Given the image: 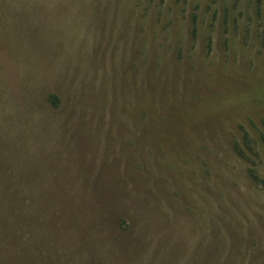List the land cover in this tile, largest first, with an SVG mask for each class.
<instances>
[{
  "label": "rangeland",
  "instance_id": "obj_1",
  "mask_svg": "<svg viewBox=\"0 0 264 264\" xmlns=\"http://www.w3.org/2000/svg\"><path fill=\"white\" fill-rule=\"evenodd\" d=\"M0 264H264V0H0Z\"/></svg>",
  "mask_w": 264,
  "mask_h": 264
},
{
  "label": "trees",
  "instance_id": "obj_2",
  "mask_svg": "<svg viewBox=\"0 0 264 264\" xmlns=\"http://www.w3.org/2000/svg\"><path fill=\"white\" fill-rule=\"evenodd\" d=\"M49 100L56 106V105H58V103H59V101H60V98H59V96L57 95V94H50L49 95ZM246 139L248 138L247 136L245 137ZM237 147L239 148V150L242 152V153H244V149L239 145V144H237ZM251 175L254 177V178H256V179H258V175L255 173V171L254 170H251Z\"/></svg>",
  "mask_w": 264,
  "mask_h": 264
}]
</instances>
